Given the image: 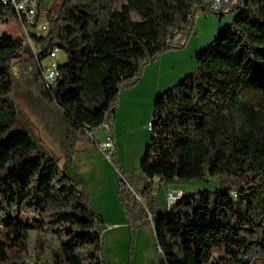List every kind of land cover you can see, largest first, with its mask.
<instances>
[{
  "label": "trees",
  "instance_id": "obj_1",
  "mask_svg": "<svg viewBox=\"0 0 264 264\" xmlns=\"http://www.w3.org/2000/svg\"><path fill=\"white\" fill-rule=\"evenodd\" d=\"M53 8L46 30L38 31L40 8L30 41L25 36L33 53L25 40L0 33V264H27L32 232L36 264L47 253L45 235L59 247L44 264H107L102 217L83 180L20 121L15 69L57 106L74 134L105 123L112 130L123 88L189 35L197 11L208 8L203 0H62ZM230 13L233 21L196 53V71L157 96L139 182L120 179L131 228L151 225L165 264H264V0H239ZM10 21L23 31L13 7L0 2V23ZM55 48L67 61L49 86L43 61ZM207 175L230 185L182 194L166 212L142 203L156 180Z\"/></svg>",
  "mask_w": 264,
  "mask_h": 264
},
{
  "label": "rangeland",
  "instance_id": "obj_2",
  "mask_svg": "<svg viewBox=\"0 0 264 264\" xmlns=\"http://www.w3.org/2000/svg\"><path fill=\"white\" fill-rule=\"evenodd\" d=\"M61 1L41 0L39 26L45 22V14L49 8L52 6L56 10ZM234 16L231 13L220 17L209 10H198L189 35L182 39L178 37L174 47L144 67L137 82L123 88L110 133L98 129L91 134H74L57 106L43 100L22 70L15 69L18 80L14 97L20 121L31 130L45 150L51 151L55 157H64L70 173L83 180L84 192L92 211L102 217L99 228L102 231V256L107 264H165L156 247V237L151 225L131 228L119 198L120 179L130 186L128 182L133 184L141 178L140 164L151 142L149 125L153 119V106L157 96L178 85L197 69L196 52L190 55L191 44L183 45L184 41L194 37L204 44L199 51L205 50L225 26L233 21ZM0 33L25 40L33 53V46L27 42L17 21L0 23ZM57 61L64 64L67 61L66 55L60 52ZM43 62L47 64V61ZM76 137L78 139L74 140ZM108 140L113 142L116 151L113 161L102 150H105L104 145ZM230 182L210 175L200 180H177L166 184L156 180L152 197L144 196L142 203L156 207L159 212H166L170 194L182 191L184 196H188L215 191L222 185L229 186ZM136 198L140 201L137 195ZM111 224L118 226L110 228ZM135 231L137 234L134 236ZM44 238L47 241V253L39 264L50 263L52 251L59 247L58 241L51 235H45ZM36 240L37 233H30L27 264H36Z\"/></svg>",
  "mask_w": 264,
  "mask_h": 264
},
{
  "label": "built area",
  "instance_id": "obj_3",
  "mask_svg": "<svg viewBox=\"0 0 264 264\" xmlns=\"http://www.w3.org/2000/svg\"><path fill=\"white\" fill-rule=\"evenodd\" d=\"M239 0H203L204 6L208 10L218 16H224L230 13L231 9L237 5ZM5 6H11L16 11L22 24V29L25 36L29 40V33L32 31V27L36 25L39 13H40V0H0ZM46 30V25H41L38 31L43 32ZM30 41V40H29ZM61 51L58 48L53 49L50 55L44 60L47 64H43L42 75L44 81L53 86L59 78V62L57 61L58 54ZM44 63V62H43ZM151 127V124L149 125ZM102 130L106 133L111 132V125L105 123L102 126ZM105 150H102L107 154V158L111 159L112 153L115 150L113 142L108 140L104 145ZM182 193L170 194L168 197L167 210L171 209L178 201L182 199Z\"/></svg>",
  "mask_w": 264,
  "mask_h": 264
},
{
  "label": "crops",
  "instance_id": "obj_4",
  "mask_svg": "<svg viewBox=\"0 0 264 264\" xmlns=\"http://www.w3.org/2000/svg\"><path fill=\"white\" fill-rule=\"evenodd\" d=\"M228 14H231V13H228ZM227 15V14H226ZM225 16V15H224ZM223 17V16H222ZM42 24H44V23H42ZM184 40V39H183ZM188 42V43H187ZM187 42L186 41H184V43H183V45H186L187 44V46H188V44H191V47H190V55H193V53L194 52H198L199 51V48L200 47H202L204 44H201V42L198 40V39H196V38H194V37H191V38H189L188 40H187ZM183 73V72H182ZM181 75H183V74H181ZM179 192H181L182 194H183V192L182 191H179ZM116 226H118V224H111L110 225V228H114V227H116ZM99 231H100V233H101V237H102V231H101V229L99 228ZM137 234V232L135 231V233H134V236ZM104 236H105V234H104ZM104 258V257H103ZM105 259V258H104Z\"/></svg>",
  "mask_w": 264,
  "mask_h": 264
}]
</instances>
